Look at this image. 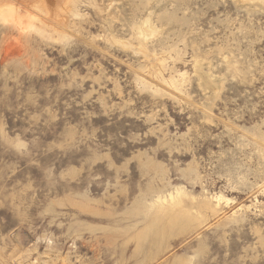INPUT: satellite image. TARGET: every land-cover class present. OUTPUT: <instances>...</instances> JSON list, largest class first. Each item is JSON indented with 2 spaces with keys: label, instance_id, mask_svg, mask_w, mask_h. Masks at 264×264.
Segmentation results:
<instances>
[{
  "label": "rangeland",
  "instance_id": "rangeland-1",
  "mask_svg": "<svg viewBox=\"0 0 264 264\" xmlns=\"http://www.w3.org/2000/svg\"><path fill=\"white\" fill-rule=\"evenodd\" d=\"M72 5L0 20V264H264V0Z\"/></svg>",
  "mask_w": 264,
  "mask_h": 264
},
{
  "label": "bare ground",
  "instance_id": "bare-ground-1",
  "mask_svg": "<svg viewBox=\"0 0 264 264\" xmlns=\"http://www.w3.org/2000/svg\"><path fill=\"white\" fill-rule=\"evenodd\" d=\"M54 1L56 0H0V20L3 22L6 21L8 23L16 25L18 24V20L22 21L24 17L27 16L31 21L38 22L42 30L45 31L48 27H50L49 24L51 22H57V17L59 16L61 11H65L68 6L72 4L74 5V3L76 4L77 2V0H63L61 6H55ZM60 8H62L61 11H60ZM147 20L144 21V24L146 27L145 29L146 30L152 29L150 25L148 24ZM146 36H147V33H146ZM146 36L144 35V37ZM183 195H185V191L182 188H175L173 193H169L168 197L158 196L152 202V205H155V212L157 214L155 222L160 223V220H162L164 216H171V217L173 216L174 218L172 219H175V220L177 218H178L177 220H182L181 218L183 217L182 214L187 216L188 212L186 213L183 210H182L183 212L180 210L181 213L179 212L180 213L179 215L178 213H175L181 208V202H182L181 196ZM215 199L218 201L219 197L217 198V196H215ZM203 204L207 206L208 208L210 207L214 211H216L217 209V207H215L216 205H213L214 203H212V200L211 201L207 200ZM177 208L179 209L176 211ZM184 222L185 221H183V223Z\"/></svg>",
  "mask_w": 264,
  "mask_h": 264
},
{
  "label": "built area",
  "instance_id": "built-area-1",
  "mask_svg": "<svg viewBox=\"0 0 264 264\" xmlns=\"http://www.w3.org/2000/svg\"><path fill=\"white\" fill-rule=\"evenodd\" d=\"M18 264H26L25 262H20V263H18Z\"/></svg>",
  "mask_w": 264,
  "mask_h": 264
}]
</instances>
